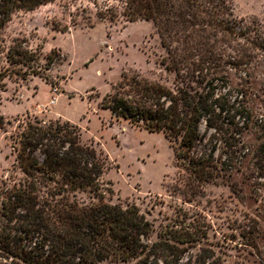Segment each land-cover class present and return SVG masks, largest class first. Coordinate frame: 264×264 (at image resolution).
<instances>
[{
	"label": "rangeland",
	"instance_id": "374dc122",
	"mask_svg": "<svg viewBox=\"0 0 264 264\" xmlns=\"http://www.w3.org/2000/svg\"><path fill=\"white\" fill-rule=\"evenodd\" d=\"M234 5L238 18L264 22V0ZM104 6L103 0H55L15 12L0 30V190L25 177L15 149L23 127L68 119L108 162L105 201L134 205L150 221V247L175 244L181 264H264V61L244 78L231 74L232 85L246 84L252 122L229 148L219 143L218 165L228 169L190 186L189 171L163 132L117 119L101 106L123 73L167 85L174 77L162 63L167 52L153 21L100 17ZM15 42L33 52V68L8 60ZM78 195L97 199L89 191Z\"/></svg>",
	"mask_w": 264,
	"mask_h": 264
},
{
	"label": "trees",
	"instance_id": "16d2710c",
	"mask_svg": "<svg viewBox=\"0 0 264 264\" xmlns=\"http://www.w3.org/2000/svg\"><path fill=\"white\" fill-rule=\"evenodd\" d=\"M52 1L0 0V30L15 12ZM103 2L100 17L153 21L167 52L162 63L174 77L167 85L123 73L101 106L117 119L163 132L189 171L188 185L214 180V170L228 169L218 165L219 143L229 148L252 122L246 84L232 85L231 74L244 78L264 61V22L238 18L234 0ZM32 55L15 42L7 56L33 68ZM17 143L25 177L0 190V264H181L175 244L146 243L152 225L138 207L105 201L108 162L82 141L77 124L28 122ZM82 191L97 199L84 201Z\"/></svg>",
	"mask_w": 264,
	"mask_h": 264
},
{
	"label": "bare ground",
	"instance_id": "6f19581e",
	"mask_svg": "<svg viewBox=\"0 0 264 264\" xmlns=\"http://www.w3.org/2000/svg\"><path fill=\"white\" fill-rule=\"evenodd\" d=\"M56 100H57V98H55V100H54L53 102H55V103H56Z\"/></svg>",
	"mask_w": 264,
	"mask_h": 264
}]
</instances>
